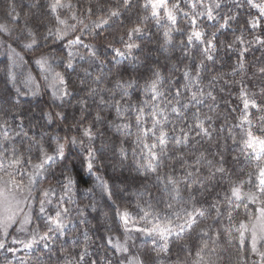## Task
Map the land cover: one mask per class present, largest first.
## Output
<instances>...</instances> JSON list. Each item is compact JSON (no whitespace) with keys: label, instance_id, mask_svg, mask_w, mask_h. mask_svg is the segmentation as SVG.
I'll list each match as a JSON object with an SVG mask.
<instances>
[{"label":"trees","instance_id":"trees-1","mask_svg":"<svg viewBox=\"0 0 264 264\" xmlns=\"http://www.w3.org/2000/svg\"><path fill=\"white\" fill-rule=\"evenodd\" d=\"M53 2L0 0V25L7 29L0 30V125L7 121L6 128L0 126V190L21 198L7 236L0 228L5 245L0 248V264H261L262 258L251 251V229L264 209V194L259 191L262 158L251 154L244 141L249 131L264 138V111L251 106L245 110L243 100L247 92L248 98L264 105V73L259 71L264 68V45L226 47L241 34L246 41L264 39L259 9L245 0L239 9L234 0H220L222 7L216 10L213 0H203L216 17L208 20L199 15L208 9L198 0L195 9L190 7L193 0H168L170 6L179 3L183 9L174 13L173 24L165 14L159 20L153 17L150 5L144 7L146 0H135L131 11L123 8L122 0H61L63 6L52 11ZM116 9L119 18L109 15ZM229 9L237 18L221 29ZM184 13L197 16L195 26ZM258 17L260 27L251 28L248 21ZM137 24L142 33L129 41L128 29ZM49 28L53 35H48ZM169 29L171 43L165 44ZM57 30L63 39H57ZM193 30L203 32L205 40L216 34L214 60H204L199 41L188 44ZM77 37L79 43H69ZM126 42L140 48L114 59L113 49H125ZM41 57L47 58L43 67L37 64ZM69 60L72 68L66 66ZM201 60L204 66L198 68ZM100 61L105 62L103 67ZM156 71L161 79L154 93L151 82ZM197 71L200 76L193 79ZM117 80L126 86H118ZM65 87L70 95L58 99ZM194 93L197 101L191 100ZM174 105L186 107L177 116L171 111ZM45 113H52L51 122ZM97 114L101 119H96ZM245 114L250 124L241 119ZM200 123L208 135L196 134ZM88 127L97 157L91 172L85 161L89 141L83 134ZM181 129L188 133L187 142ZM160 130L167 133L166 145L160 167L153 172L139 164L146 163L153 144L160 154ZM72 137L78 143L65 144L64 159L45 164L43 174L36 176L39 169L34 166L42 163L44 154L52 155L57 142ZM18 156L20 162L12 164ZM220 167L225 171H218ZM30 175L36 176L33 184ZM157 176H171L176 189ZM66 177L73 184L68 185ZM233 187H239V199L233 196ZM45 190H50L47 197ZM65 208L67 213L62 211ZM194 209L203 215H196L189 227L185 220ZM125 210L134 220L132 225L121 219ZM58 211L62 231L50 223ZM26 217L31 223H24ZM159 224L184 225V230L166 240L141 231ZM241 224L248 226L243 245L238 240ZM49 227L53 228L49 240L30 250L9 251L14 239H30ZM257 249L264 252V241L258 240Z\"/></svg>","mask_w":264,"mask_h":264},{"label":"snow or ice","instance_id":"snow-or-ice-1","mask_svg":"<svg viewBox=\"0 0 264 264\" xmlns=\"http://www.w3.org/2000/svg\"><path fill=\"white\" fill-rule=\"evenodd\" d=\"M199 4L201 6L206 7L208 10L205 13H201L199 14L200 16H206L208 20H215L216 17L213 15V8L211 6H207L203 4V0H198ZM245 2L247 4H250L252 7L258 8L261 14V17H264V3H256L255 0H245ZM214 3V8L216 10L220 9L222 7V4L220 2V0H213ZM234 4L236 6L237 9L239 8H243L244 7V3L241 2V0H234ZM151 6L152 9V16L157 18V20H159V13H158V9L160 8H164L166 10V15L167 18L173 23H176V15L174 14L175 12H182L183 9L180 8L179 3H174L170 8L168 7L167 4V0H146L144 7L147 8L148 6ZM58 6H63L61 3V0H54L53 3L50 4V7L52 9V11H55L56 8ZM122 6L124 9H126L127 11H131L134 7H135V0H122ZM191 8L195 9L197 7V0H193V2L190 5ZM14 11V8H13ZM89 13L91 12V10H88ZM109 15L111 17H117L119 18L120 16V11L119 9L116 10H110L109 11ZM185 18H190L191 20V24L193 26L196 25V20H197V16L196 15H191L189 13H184ZM237 18V13H234L231 9H229L224 16L222 17L223 22L219 24V28L223 29L226 26H228L229 21H234ZM57 19H59V17H57ZM74 19V17H73ZM103 23H107V20L102 21ZM61 24H64L65 21L60 20ZM82 23V22H81ZM248 23L251 25V28L255 29L260 27L261 24V19L258 18H253L252 20L248 21ZM75 26H73L74 28ZM96 27H99V25H96ZM0 30H4L7 31L6 28H4L3 25H0ZM169 31H171V29H169L168 31H165L164 36H165V44H169L171 43V37L169 36ZM142 33V28L139 24L133 26L132 28L128 29V40L131 41L132 37L134 34H140ZM54 33L52 32V29L49 28L48 30V35H53ZM30 35H33L32 33H30ZM57 39H63L64 34L60 33L58 30L55 33ZM205 34L201 31L198 30H193L191 32V34L188 35L187 37V42L190 45L193 42V39L197 40L200 42V44L203 46L202 47V53L204 56V60H208V61H212L214 60V56L213 53H215L217 51V46L215 44V37L216 34L212 33L211 37L207 40H205ZM121 42H124V37H120ZM79 37L76 38V40L74 41H70L69 43H79ZM32 43L35 44L36 41L35 39L32 40ZM183 44V42H181ZM237 43L244 45V44H252V43H259L261 45H264V39H262L260 36H256L254 38V40L252 41H246L243 34H241L240 36H237L235 40L232 41V43L227 44L226 47L229 49H232ZM28 47H31V45H27ZM109 47H111V45H109ZM140 45L136 44L134 42H126L125 43V50L121 51L120 49H113V52L115 53V58H125L127 56H131L132 55V50L133 49H139ZM243 51H247V48H244ZM243 51L240 53L241 58L243 57ZM69 55H71L69 53ZM93 56H95V52H93ZM204 60H201L199 65L197 66L198 68H203L204 66ZM47 63V58L45 57H41V59L37 60V64L41 65L43 67V65H45ZM104 61H100V65L101 67L104 66ZM68 68H72V62L71 60L68 61L67 65ZM241 68H243V62L241 60L240 65ZM259 71L261 73H264V68H260ZM156 79L152 80L151 82V88L152 91L155 93L156 89H157V81L161 79L160 73L158 71H156L154 73ZM184 75L187 77L189 75V72L186 70ZM56 76L60 78V83L61 84H65L66 82L64 81L63 77L60 76L59 73H56ZM200 76V72L197 71L195 76L193 77V79H197ZM216 77H213V80H215ZM96 80L99 81L100 77L97 76ZM118 86H126L125 84H123V82H121L120 80L116 81ZM127 86H130V82ZM54 96H56V93H53ZM70 93L67 91V88L65 87L62 94L60 96H58V99H63L64 97L69 96ZM159 95V93H158ZM180 95V90L176 89V96L179 97ZM208 95L211 97V93H208ZM212 99H215L214 97H212ZM191 100L193 101H197L198 98L196 96V94L194 93L191 96ZM101 102L103 103V100H101ZM171 103V102H169ZM244 109L247 110L250 106L252 108H256L258 111H264V105L258 104L255 98H248V93L244 92ZM177 105H179V100L177 99ZM183 107H186V105H180L179 107L177 106H172L171 111L173 113H176L177 116H179L181 114V109ZM10 110V109H9ZM56 117L59 119H64V116L61 113H55ZM153 115L155 116L156 113L154 112ZM45 116L48 120V122H51L52 120V113H45ZM15 118V117H14ZM96 119L99 120L101 119L100 115L97 114ZM165 120H167V117H164ZM208 119H211V117H208ZM241 119L248 121V123L250 124L251 121L248 120V114H245L244 116L241 117ZM262 119H264V117H262ZM155 121H154V126H155ZM3 127H7V121H5L3 123V125H0ZM199 131L196 133L197 135H200L201 133H203L204 135H208V129L204 127L203 123H200L196 126ZM143 131L145 133H147L149 130L148 129H143ZM181 132L184 133L183 135V142H187L188 140V133L184 132L183 129H181ZM84 136L88 138L89 141V145L86 149L87 151V155L85 157V161H86V168L89 172H91L93 170L94 167V162L97 161V157H96V152L95 149H93V147L91 146V141L93 139V133H92V129L91 127L85 128L84 129ZM152 134L155 136L156 135V131L152 130ZM166 136L167 133L164 132L163 130H160L159 135L157 137L158 140V144L160 145V154H158L156 151H154V149L157 147L156 144L151 145V147L149 148L148 151V155L145 158L146 159V163L144 164H139V167L141 168H149L151 169L153 172H155L159 167H160V158L161 155L163 154L164 150H165V145H166ZM248 137L249 139L245 140L244 143L248 146L253 148V150L256 152V155H261L264 154V139H261L260 137H254L252 135V132L249 131L248 132ZM177 143H181L180 140L176 141ZM66 143H70L72 145H76L78 142L76 140L75 137H72L70 140L68 138H65V142L64 143H60L57 142V146L53 152L52 155H48L47 153L44 154V160L42 161L41 164L35 165L34 167L39 169V171L36 173V176H40L43 174L44 172V165L47 164L49 166H51L52 164L56 163V161L58 160H63L64 156H65V144ZM81 147H83V141L79 142ZM257 145L259 146V148L257 149ZM146 148H148L149 146L147 144L144 145ZM121 154L124 153V149L121 148ZM201 156H203V153H201ZM22 159V157H17L16 159L12 160L11 163L12 164H18L20 162V160ZM221 160H223V157L220 158ZM139 163V162H138ZM0 164H2V160H0ZM218 171L220 172H224V168L220 167L218 169ZM63 175V173H62ZM188 175H192V173H188ZM36 176H29V183L33 184L36 181ZM260 185H259V191L260 193L264 194V168L260 169ZM67 181H68V185L73 184V181L66 177ZM158 180H166L167 181V185H171L173 190L176 189V180L173 179L171 176H167V177H160L157 176ZM105 190L108 193V196L111 197L112 192L110 189H108L107 185H104ZM50 190H45L43 195L45 197L48 196ZM232 194L233 196H235L237 199H239L241 197V192L239 187H233L232 188ZM3 196V191L0 190V197ZM249 199H254L253 197L249 196ZM3 201L0 200V204H2ZM40 212L43 213L45 211L44 208V200L40 201ZM5 211L8 212L9 214L6 217L0 218V228L4 229V234L5 236H7V227L14 222L15 219V213L12 212L11 210V206L9 205V207L5 208ZM64 213H67V209H63L62 210ZM121 215V219H123L125 221V223L127 222V216H128V212L125 210L123 213L120 214ZM196 215H203V212L200 209H194L193 213H188L187 214V219L185 220V224H187L189 227L192 226V224H194L196 222ZM229 217H231V213H229ZM25 224H29L31 223L29 218H25L24 221ZM50 223L54 224L56 226V230H63L64 224L61 222V212H57L56 213V217L55 218H50ZM177 227L180 229V231L182 232L184 230V225H177ZM241 229H243L242 231H240L238 240H239V244L243 245L244 244V240H245V231H248V226L245 224H241ZM53 231L52 227H49L48 230L46 232H44L43 234H40L39 232H37L32 239V243H38L39 241H47L50 239L49 233ZM141 231H144L143 229ZM149 234H152L153 232H157L160 234L162 239H167L166 233H170L172 231H175V229L171 228L170 226H166L164 228H161L159 225H157L156 227H154L151 230H148ZM38 237V239H37ZM259 241H264V209L261 210V216L259 218V220L254 223L252 225V229H251V251L253 253L258 254L261 258L262 261H264V252H260L257 249V242ZM16 242V241H13ZM32 243H29L27 245H25L26 247H31ZM5 245L2 241H0V248H4ZM167 243H165L163 245V249L167 250ZM10 251L12 249H9ZM118 250H122V251H127V249H118Z\"/></svg>","mask_w":264,"mask_h":264},{"label":"rangeland","instance_id":"rangeland-1","mask_svg":"<svg viewBox=\"0 0 264 264\" xmlns=\"http://www.w3.org/2000/svg\"><path fill=\"white\" fill-rule=\"evenodd\" d=\"M167 4H168V0H167ZM168 7L170 8L171 6L168 4ZM158 13H159V16L161 14H165L166 15V10L164 8H160V9H158ZM124 50L125 49H122L121 51H124ZM252 135L254 137H260L261 139H264L261 136L254 135V134H252ZM247 139H249V137ZM247 148H248V151L251 154H253L254 156H256L259 159L262 158V160H261V162H262L261 168H264V154L256 155V152L253 150V148L248 147V146H247ZM258 148H259V146L257 145V149ZM259 175H260V171H259ZM260 179H261V177H259V184H260ZM20 199L21 198L18 195L13 194L12 192H10L8 190L3 191V196L0 197V200L3 201V203L0 204V218L6 217L9 214L8 212L5 211V208L9 207V205L11 206L12 212H14V210L18 208V205L20 203ZM133 221L134 220H133L132 216L128 213L126 224L132 225ZM156 226L157 225L148 226L147 228L143 229L145 231L144 233L148 234V236L161 237L160 234L157 233V232H153L152 234H149V231L148 230H151V229H153ZM159 226L161 228H164L166 226H170L171 228L175 229V231H172L170 233H166V236H169L170 234H172V233H174V232H176V231L179 230V228L177 227V225H166V224L163 225V224H159ZM136 227H138V226H136ZM139 229H142V228L139 227ZM32 239H33V237L30 238V239L16 238V239L13 240V241H16V242H13L12 247H10L9 249H12L11 251H13L15 253H18V251H21V250H30V249H33L34 246H36L37 244L41 243V241H39L38 243H32ZM29 243H32V246L31 247H26L25 245H27ZM261 264H264V261L261 260Z\"/></svg>","mask_w":264,"mask_h":264}]
</instances>
